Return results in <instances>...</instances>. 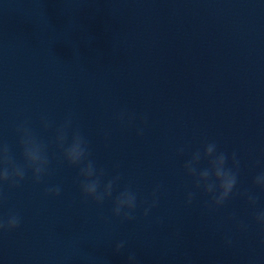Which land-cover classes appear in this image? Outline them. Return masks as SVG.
I'll list each match as a JSON object with an SVG mask.
<instances>
[{
    "label": "water",
    "instance_id": "obj_1",
    "mask_svg": "<svg viewBox=\"0 0 264 264\" xmlns=\"http://www.w3.org/2000/svg\"><path fill=\"white\" fill-rule=\"evenodd\" d=\"M121 110L135 119L122 125ZM70 113L105 180L121 175L113 198L137 192L135 220L85 198L78 169L61 162L55 128ZM24 121L49 145L50 171L3 187L0 217L21 224L0 232V264H128L130 253L136 264H264V190L253 185L264 171V0H0V142L18 162ZM209 141L237 152L234 191L251 190L255 207L233 195L209 210L202 191L186 206L196 190L182 166ZM56 184L61 194L46 196Z\"/></svg>",
    "mask_w": 264,
    "mask_h": 264
},
{
    "label": "clouds",
    "instance_id": "obj_2",
    "mask_svg": "<svg viewBox=\"0 0 264 264\" xmlns=\"http://www.w3.org/2000/svg\"><path fill=\"white\" fill-rule=\"evenodd\" d=\"M116 119L122 125H127L135 119V116L126 110H121ZM143 120L144 123H147V116L143 117ZM73 121V114L70 113L55 128L54 143L60 150L61 162H66L78 169L77 181L85 198H90L97 205H102L106 200L112 199V215L114 217L120 218L122 222L135 220V212L138 207L137 192L131 186H125L113 198L115 186L120 182L121 175L117 174L105 180L108 173L104 168H98L95 161L91 159L89 141L79 128L73 127ZM41 126L44 131L53 126L47 115L41 116ZM16 133L21 148V162L16 160L7 143L0 142V203H3L4 200L3 187L5 185L18 187L29 173L33 183L40 184L50 171L49 145L33 131L27 121L17 125ZM143 133L142 127L137 129V135H143ZM177 151L183 154L185 146H181ZM202 161L207 162L206 167H200ZM182 167L184 174L192 179L196 190L187 193L186 206L193 204L198 191H202L208 197L206 205L209 210L223 207L233 195L244 196L250 206H256L258 197L251 190L234 191L237 188L240 171V159L237 152L233 151L229 155L219 150L215 141H209L202 148L192 152ZM253 185L264 190V171L254 177ZM160 188L161 185L158 184L153 189L151 203L143 210L145 217L150 214L153 208L157 207L159 202L157 194ZM61 192L62 185L56 184L46 187L44 194L59 196ZM254 220L264 231V210L256 212ZM158 222L163 223V219L160 218ZM20 224L21 216L18 213L10 212L7 217H0V232L13 231ZM239 226L242 229L247 227L243 223H240ZM225 243L230 245L232 241L226 238ZM126 245V240H120L115 244V250L120 252ZM128 264H136L135 253L128 255Z\"/></svg>",
    "mask_w": 264,
    "mask_h": 264
}]
</instances>
